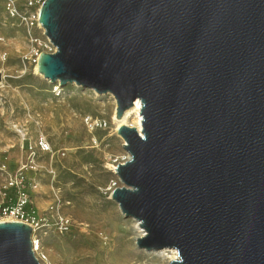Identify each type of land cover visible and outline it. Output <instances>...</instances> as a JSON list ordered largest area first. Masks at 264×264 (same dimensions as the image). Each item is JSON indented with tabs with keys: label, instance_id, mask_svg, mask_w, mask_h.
Instances as JSON below:
<instances>
[{
	"label": "water",
	"instance_id": "95a60500",
	"mask_svg": "<svg viewBox=\"0 0 264 264\" xmlns=\"http://www.w3.org/2000/svg\"><path fill=\"white\" fill-rule=\"evenodd\" d=\"M60 87L112 93L129 159L111 198L167 264H264V0H44ZM1 81V74H0ZM33 229L0 221V264H41Z\"/></svg>",
	"mask_w": 264,
	"mask_h": 264
},
{
	"label": "rangeland",
	"instance_id": "374dc122",
	"mask_svg": "<svg viewBox=\"0 0 264 264\" xmlns=\"http://www.w3.org/2000/svg\"><path fill=\"white\" fill-rule=\"evenodd\" d=\"M24 2L0 0V203L18 195L15 182L23 180L37 216L32 236L59 264H97L95 250L120 231L114 222L125 225L141 252L133 264H167L166 256L138 247L132 217L111 198L123 185L113 165L129 159L113 119L114 97L76 83L60 87L39 73L40 53L56 48L45 29L25 23ZM85 256L90 263L81 261Z\"/></svg>",
	"mask_w": 264,
	"mask_h": 264
},
{
	"label": "bare ground",
	"instance_id": "6f19581e",
	"mask_svg": "<svg viewBox=\"0 0 264 264\" xmlns=\"http://www.w3.org/2000/svg\"><path fill=\"white\" fill-rule=\"evenodd\" d=\"M36 69L38 70V63L36 65ZM0 74L2 77L1 72H0ZM58 82H59V80H58ZM112 96L114 97L115 102L117 104V100H116L115 96L113 94H112ZM141 107H142L141 100L137 99L131 107H129L128 109L125 110V112L123 113L121 118L116 117V109H117V107H116L114 112H113V119L116 121L117 128L120 125L126 124L129 126H134L139 131H141V129H142V121L141 120H143L142 113H140ZM21 133H23V132H21ZM124 144H125V140H124ZM129 157H130V155H129ZM116 167H117V165H113V168L115 171H116ZM121 213H122V211H121ZM131 219L133 220L137 230L139 231L138 236H136V238H135V241H136L139 237H142L145 234V231L141 227L139 220H137L133 217ZM112 228L113 229H120V231L118 234L114 233L113 235L111 234V235L106 236V238H105L106 242H102L100 244V246L98 247V249L95 250L97 259L93 260L94 263H97V264H133L132 263L133 259H135L136 255L138 253H141V252H136L134 250V248L132 247L133 246L131 244L132 241L126 238L127 234L125 232L126 228H125L124 224L119 225L117 222H114V224H112ZM109 233H110V231H109ZM34 239L36 240V238H34ZM37 243H38V249H40L41 248L40 242H37ZM117 243H119V244H117ZM144 251L148 252V253H158L159 255L166 256L168 258V262L170 260L178 257L177 251L173 248L172 249L163 248L160 250H151V251L144 249ZM102 258L104 259V261H102ZM91 260H92L91 256H88V257L85 256L82 258L81 261L86 262V263H90Z\"/></svg>",
	"mask_w": 264,
	"mask_h": 264
},
{
	"label": "built area",
	"instance_id": "2783aa9c",
	"mask_svg": "<svg viewBox=\"0 0 264 264\" xmlns=\"http://www.w3.org/2000/svg\"><path fill=\"white\" fill-rule=\"evenodd\" d=\"M44 0H25L24 7L25 10L23 12V19L25 23L31 28H42V25L39 20L40 16V8ZM23 180H18L15 182L17 186L18 195L10 201L9 203H5V201L0 203V221H22L24 223H28L33 231L37 226V216L35 215V210L32 207V201L29 196L26 194L25 190L22 188ZM8 218V219H7ZM60 226L62 229L67 228V223L65 219H61ZM37 240V239H36ZM34 236H32V243L34 252L39 259L41 264H59L57 262L51 261L47 258L46 255L40 252L38 249V240L36 241Z\"/></svg>",
	"mask_w": 264,
	"mask_h": 264
}]
</instances>
